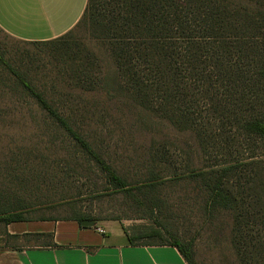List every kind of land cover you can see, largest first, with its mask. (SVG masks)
I'll return each instance as SVG.
<instances>
[{
	"label": "trees",
	"instance_id": "obj_1",
	"mask_svg": "<svg viewBox=\"0 0 264 264\" xmlns=\"http://www.w3.org/2000/svg\"><path fill=\"white\" fill-rule=\"evenodd\" d=\"M106 5L102 14L99 0H87L75 26L104 33L114 68L110 79L113 90L128 95L152 116L179 130H189L198 150L207 158L213 157L212 161L206 159L197 168L179 172L169 151L149 149L146 156L137 157V165L145 171L129 179L108 163L73 127L69 117L61 114L45 93L1 54L0 63L45 117L103 174L104 192L123 194L152 213L164 204L158 186L168 181L196 182L205 193L208 218L221 210L229 214L228 242L238 263L264 264V232L250 233L258 216L264 228V0H106ZM65 34L23 42L59 44ZM99 73L95 58L58 71L52 79L62 90L96 91ZM244 170L249 172L248 178ZM231 178L235 182L229 185ZM16 179L17 183L27 181L25 187L9 193L0 189L1 222L21 220L22 209L39 204L48 209L71 206L70 214L63 219L79 223L85 219L121 220L115 216L95 217L75 206L79 192L68 197L61 192L52 199V180L47 174L40 180L43 186L35 178V188H29L30 175L24 181ZM36 190L40 197L34 196ZM124 230L130 244L173 245L187 264H192V241L183 244L166 239L156 224Z\"/></svg>",
	"mask_w": 264,
	"mask_h": 264
},
{
	"label": "rangeland",
	"instance_id": "obj_2",
	"mask_svg": "<svg viewBox=\"0 0 264 264\" xmlns=\"http://www.w3.org/2000/svg\"><path fill=\"white\" fill-rule=\"evenodd\" d=\"M102 14L106 0H99ZM101 30L76 25L59 44H34L15 40L0 31V54L13 67L50 99L73 127L117 171L129 179L145 170L137 165V157L146 156L150 149H164L175 161L176 171L199 167L206 159L193 141L189 130H179L166 120L143 111L128 95L113 90L110 79L114 68ZM94 58V59H93ZM98 61L99 87L93 91H77L60 87L52 77L70 66ZM70 92L72 95L66 96ZM258 146V143H255ZM212 156L214 152H211ZM188 165V166H187ZM164 173V172H163ZM246 178L249 172L244 170ZM51 178L49 193L56 199L80 193L77 207L95 217H119L127 228L156 224L166 239L186 244L192 241V264H239L229 245L230 216L226 211L209 217L204 210L205 193L192 181H168L157 187L164 204L152 213L123 194L104 192L103 174L66 137L56 124L45 117L36 102L0 63V189L12 191L25 187L17 183L32 176L41 184L43 175ZM35 178L38 182H36ZM235 179L228 181L234 184ZM40 185V186H41ZM199 185V184H198ZM245 185V183H244ZM43 186V185H42ZM40 197V191L34 192ZM248 191L244 195L248 199ZM71 206L49 207V217L63 218ZM261 208V206H259ZM261 217L252 222L250 233L263 234ZM256 250L252 251V254Z\"/></svg>",
	"mask_w": 264,
	"mask_h": 264
},
{
	"label": "crops",
	"instance_id": "obj_3",
	"mask_svg": "<svg viewBox=\"0 0 264 264\" xmlns=\"http://www.w3.org/2000/svg\"><path fill=\"white\" fill-rule=\"evenodd\" d=\"M86 2L0 0V30L21 41L54 39L75 26ZM21 212V220L0 221V264H187L173 245L130 244L121 220L83 226L49 217L42 204Z\"/></svg>",
	"mask_w": 264,
	"mask_h": 264
},
{
	"label": "water",
	"instance_id": "obj_4",
	"mask_svg": "<svg viewBox=\"0 0 264 264\" xmlns=\"http://www.w3.org/2000/svg\"><path fill=\"white\" fill-rule=\"evenodd\" d=\"M81 224L83 226H92L94 224V220L93 219H85L81 222Z\"/></svg>",
	"mask_w": 264,
	"mask_h": 264
},
{
	"label": "built area",
	"instance_id": "obj_5",
	"mask_svg": "<svg viewBox=\"0 0 264 264\" xmlns=\"http://www.w3.org/2000/svg\"><path fill=\"white\" fill-rule=\"evenodd\" d=\"M96 229H97V231L100 232V233H103V232H104V230H103L102 228H100V227H96Z\"/></svg>",
	"mask_w": 264,
	"mask_h": 264
}]
</instances>
